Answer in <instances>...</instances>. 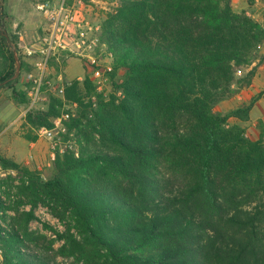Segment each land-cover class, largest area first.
Segmentation results:
<instances>
[{
	"label": "trees",
	"instance_id": "1",
	"mask_svg": "<svg viewBox=\"0 0 264 264\" xmlns=\"http://www.w3.org/2000/svg\"><path fill=\"white\" fill-rule=\"evenodd\" d=\"M2 2L0 83L15 71L14 51L19 75L29 70ZM101 39L114 56L111 94L95 95L84 77L65 86L63 100L25 115L31 128H50L63 105H75L63 121L73 144L56 152L50 176L0 156L31 210L41 204L71 220L78 239L58 235L60 253L84 264H264V142L225 127L228 118L246 121L261 92L213 111L264 63V25L231 0H118ZM17 80L0 88L25 104ZM11 210L0 197V220ZM31 219L0 225L1 264H55L44 236L27 231Z\"/></svg>",
	"mask_w": 264,
	"mask_h": 264
},
{
	"label": "rangeland",
	"instance_id": "2",
	"mask_svg": "<svg viewBox=\"0 0 264 264\" xmlns=\"http://www.w3.org/2000/svg\"><path fill=\"white\" fill-rule=\"evenodd\" d=\"M19 1L20 0H13V2L16 3V5L21 9L22 13H27V15L31 16L35 20V24H37L43 18V14L34 9V4L36 2H39L40 0H24L25 3L22 5L18 4ZM42 1L43 0H41L40 2ZM110 1L111 0H105L106 3H110ZM247 2L251 6V2L254 3V0H247ZM117 6L118 2L116 7ZM116 7L110 8L109 6H107L108 10L110 9L109 11L107 9H95L93 11L94 16H92L94 18V21H98L101 24L106 14L114 11ZM234 10L239 11V7L235 6ZM250 14L254 16V18H262L264 17V10H258L257 12L253 11ZM11 32L13 35H16L13 30ZM16 37L18 44V42H20V38L17 35ZM30 41L33 42L32 39ZM262 45H264V43L259 46L258 53ZM21 51L22 48L19 49V54L22 58ZM22 60L25 64H27L24 58H22ZM56 70H58V66L53 63L51 69V77L55 74ZM61 70H66L67 76L71 78H64L63 73V79L65 83H67V85H69L72 81L81 82L84 77H86L85 67L82 65V62L77 60L76 58H72L68 62V64H63ZM24 73H20V75L17 77L18 80L15 86V90L21 93H23L22 88L24 84ZM243 73L244 72L242 71L239 74L237 73L236 75L237 77H240ZM120 74L121 71H118L116 73V76L114 78L115 82H118L120 80ZM78 76H80V78L76 79L75 77ZM240 90L230 98L222 101L220 104L218 103L217 105H215L213 111L223 115L232 109H235L242 105H246L257 94L256 93L253 96L246 98L247 96H245V94H241ZM111 92L112 86L110 85L109 81L107 85L106 97L104 98L106 99L111 94ZM94 94L98 95L95 92ZM262 95H264V89L261 90L260 97ZM51 98L52 96L47 94L46 101L43 102V104L39 105L38 109L45 110ZM92 99H94L95 101L94 96H92L91 100ZM25 105L26 103L22 104L14 100L9 89L0 88V156L15 162L30 171L36 172L37 174H39L41 179H47L50 176L51 165L56 152L61 153L64 147H68L67 144H73L74 132L67 131V134L63 136L61 143L57 144L54 150H51L49 142L39 138L37 135V131L40 127L34 129L25 123V115L27 114L25 113ZM69 106L70 104L63 105L60 109V113L70 112L71 110ZM73 112H75L74 108ZM254 116L252 119L253 121L251 120V123L249 125L251 128H253L251 130L249 129V126H240V124H238L240 121L235 118H228L226 120L225 127L239 126L243 130V136L246 139H249L251 141L260 139L262 142H264V122H262L258 118H255ZM256 133H258V135ZM19 186L20 182L16 176V173L13 170L3 169L0 167V197L4 201L5 205L13 209L6 212V222L0 220L2 228H7V223L10 222L16 214L19 215L22 213L31 212L33 219H31L27 223V231L34 233L35 235L44 236L45 241L42 244V247L44 249L42 250H45V252L43 251V253L50 257V259H52L55 264H84V262L79 258L77 254L71 255L60 253V249L64 247L65 243L64 239L58 238V235H63L69 230L68 232L72 234L76 239H78L76 231L71 228V220L69 219V217L66 216V218L62 220L58 218L63 222L64 225V228L59 229L55 225V223L52 222L50 218L52 214L47 207L38 204L34 209H30V205L27 199L18 193ZM48 242H50L51 244L49 248L46 249ZM29 247L30 250H36L40 252L39 249L35 248L31 244H29Z\"/></svg>",
	"mask_w": 264,
	"mask_h": 264
},
{
	"label": "built area",
	"instance_id": "3",
	"mask_svg": "<svg viewBox=\"0 0 264 264\" xmlns=\"http://www.w3.org/2000/svg\"><path fill=\"white\" fill-rule=\"evenodd\" d=\"M117 2L118 0H111L110 3L105 0H43L35 5V10L43 14V21L33 42L21 51L22 58L29 66V70L23 75L25 113L39 110L38 107L46 101L47 94L63 100L67 83L63 79L64 70L61 68L72 58L82 62L86 78L94 92L106 97L110 73L114 68V56L101 39V24L94 21L92 16L95 9L108 10L107 6L116 7ZM53 63L58 66V70L51 77ZM69 107L70 112L60 113L59 117L51 120L50 128L40 127L37 131L39 138L49 142L51 150L67 134L63 121L75 114V105ZM67 145L71 147L72 144ZM50 218L59 229L64 228L63 222L57 217L52 215Z\"/></svg>",
	"mask_w": 264,
	"mask_h": 264
},
{
	"label": "crops",
	"instance_id": "4",
	"mask_svg": "<svg viewBox=\"0 0 264 264\" xmlns=\"http://www.w3.org/2000/svg\"><path fill=\"white\" fill-rule=\"evenodd\" d=\"M40 1L34 4V9L36 4L41 3ZM24 3H25L24 0H20L18 2V4L20 5ZM2 6L5 14L10 19V30L11 31L13 30V32L16 33V35L20 38V42H18L17 44L18 48L20 49L30 46V44L32 43L30 40L31 39L34 40L36 33L39 32V28L43 21V18L37 24H35V20L31 16L27 15V13L26 14L22 13L21 9L16 5V3L13 2V0H3ZM235 6L239 7V11H245V13L248 16H250L252 19H254L256 22L264 25V17L254 18V16L250 14L253 11L257 12L258 10L261 11L264 10V0H254V3L251 2V6L247 2V0L246 1L231 0V7L233 11H235L234 10ZM239 11H235V12H239ZM259 54L264 55V45L261 46L259 50ZM70 60L67 61V64ZM63 73H64V78L71 79L70 77L67 76L66 70H64ZM75 78L79 79L80 76ZM262 89H264V63H260V64L258 63L255 68L254 75L251 78L250 85L240 90V93L245 94V96H247L246 98H249L250 96H253L256 93L261 92ZM253 116L264 122V95L259 97L254 102L248 114L249 118L244 122L238 121L239 122L238 124H240V126L242 127L249 126L251 120L253 119ZM249 129L251 130L253 128L249 126ZM256 134L258 135V133Z\"/></svg>",
	"mask_w": 264,
	"mask_h": 264
},
{
	"label": "water",
	"instance_id": "5",
	"mask_svg": "<svg viewBox=\"0 0 264 264\" xmlns=\"http://www.w3.org/2000/svg\"><path fill=\"white\" fill-rule=\"evenodd\" d=\"M0 31L2 32L1 27H0ZM2 34L6 39H8L7 34H5L3 32H2ZM13 55H14V60H15V71L10 78H8L5 81H3L2 83H0V87L6 85L7 83H9L13 80H15L19 76V61L17 59V54L15 53V51L13 52Z\"/></svg>",
	"mask_w": 264,
	"mask_h": 264
}]
</instances>
